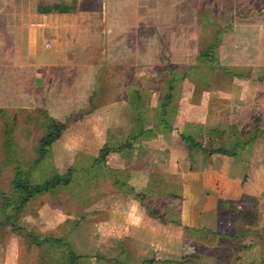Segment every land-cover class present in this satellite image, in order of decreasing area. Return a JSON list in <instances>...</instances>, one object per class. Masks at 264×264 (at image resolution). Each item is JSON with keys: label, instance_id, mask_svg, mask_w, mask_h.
<instances>
[{"label": "rangeland", "instance_id": "rangeland-1", "mask_svg": "<svg viewBox=\"0 0 264 264\" xmlns=\"http://www.w3.org/2000/svg\"><path fill=\"white\" fill-rule=\"evenodd\" d=\"M43 1L50 3L64 0ZM80 2L79 19L70 22L74 27L78 26V31L61 35L59 42L62 49L66 46L69 48L71 43L77 44L78 47H81V44L88 45L89 53L86 54L95 60V64L97 61L101 65L126 61L136 63L137 58L138 64L123 65L117 69L118 71L107 70L105 82L101 87L102 96L97 100L99 105L107 102L108 97L115 95L109 80H118L121 96L126 100L123 106H127V110L121 116L130 123L120 117L122 121L118 123L119 127L104 131V126L108 127L109 124L106 123L104 116L108 110L100 109L94 114L93 108H96L97 104L94 101L72 103L52 101L48 96L45 98L44 93L49 91L47 79H44V86L36 89V98L29 97L25 92H31L26 90L30 88V84L24 85L22 94L26 98L22 100L23 96L18 98L7 91L4 83L6 76L11 72L1 71L0 68V264H62L63 262L57 263V259L64 258L65 251L78 255L77 261L80 264H115L108 261L109 257L100 259L99 262L98 255L91 254L94 253L93 244L97 242V237L102 235L103 228L101 227L103 224L98 227V221L96 223L93 221L94 218L98 219V210L95 211L94 208L107 207L109 203H113L114 195L121 189V186L115 184V179L133 178L124 174L126 169L120 172L121 167L116 165L112 167V163L133 159L132 151L136 149L135 145L143 144V136L157 137L163 132L174 130L173 121H162L159 117L167 113L165 117L169 116L172 120L171 112L181 105L179 99L183 100L186 94L190 95L187 98L191 99V102L199 103L201 94L213 92L210 98L215 115L213 120L222 124L229 116L227 112L217 115L218 111L229 107L231 94L240 91L238 85L243 93L238 94L240 99L246 97V101H249L246 102L247 105L252 102L257 109L264 111V0H137V8L131 5L135 0H131V3L130 0H80ZM1 3L3 4V0ZM105 11L107 23H119L123 17L127 18L129 15L132 16V24H136L131 28L125 22L114 26L113 37L119 44L117 50L120 53L108 45L113 38L110 35L105 39L106 52L103 56L105 46L102 15ZM136 15L138 18L135 22ZM24 18L28 20L26 30L40 31L36 35V51L38 48L41 54H47L54 49L55 43L50 39L54 36V31L43 30L50 28V24L44 21L35 22V19L26 14ZM22 20L16 18L15 23ZM157 32L164 35L161 36L164 43L161 41L156 43L153 39L154 33ZM43 38L46 39L43 41ZM27 39L28 37L24 43L28 47ZM45 43L49 46L46 47ZM177 44L181 45L180 50H176ZM209 46L214 47L213 54L217 59L213 64L203 62L198 57L199 51ZM136 50L138 56L135 54ZM153 63L159 66H153ZM183 75H186L188 82L186 89L189 92L180 85ZM118 76L119 79H116ZM173 79H176L175 82ZM36 84H41L39 76L36 77ZM228 84L230 89L224 90ZM168 93L170 102H167ZM74 97L78 98V95ZM186 104L183 110L188 113L192 105L189 101H186ZM160 105H167L165 111L159 109ZM211 105L210 108L207 107L209 111ZM138 108L142 109V112L136 110ZM79 113L82 116L76 117L77 119L68 124L63 134L50 145L46 156L40 159L39 143L47 133L48 117L65 121ZM261 119L260 125L264 127V118ZM254 121L253 119L251 122L255 123ZM121 131L123 135L132 132V137L136 138L132 140V147L128 149L121 152L120 150L106 152V158L111 166L107 164L109 171L104 165L100 166L102 169L98 171L91 161L88 165L93 167L86 165L88 168L76 163L78 158L82 163L88 160L89 157L84 158L86 155L98 156L102 147L98 144L99 139L113 138V135L117 137L116 133L119 134ZM261 134L264 137V130ZM112 141L114 142L113 139ZM197 141L206 144L204 135ZM116 143L109 144L116 147L118 145ZM261 145L264 147V143ZM111 151L119 154L118 160L110 156ZM71 167L78 172L68 185L55 188L53 192L38 193L20 210H15L14 205L9 203L10 200L18 201V194L13 188V178L17 171L24 173L32 183H40L54 173L64 174ZM113 172H116L117 176ZM106 174L109 175L105 176ZM94 175L98 178L92 179ZM133 181L136 189L139 182L136 178ZM138 190L140 189H136ZM88 195L91 196L89 200ZM245 202L247 203L233 204V211L230 210L233 213L229 211L223 214L225 216L223 221L228 224L227 234L222 231L217 237L218 245H221L219 249L223 262H220L219 258L213 260V255L208 254L213 248L198 247L202 250L199 257L187 246L188 248L184 249V256H181L184 259L178 263L165 260L156 263L153 261L152 264H264V193ZM249 214L251 217L248 220ZM77 220H80L79 224H76ZM110 220V225L107 224L105 229L113 228ZM222 229L224 230V227ZM31 233L35 235L32 236ZM47 236L66 244L58 246L54 244L51 248L47 241V245L41 247L34 240L38 237L46 241ZM210 239L211 237L203 241L209 245L214 240ZM241 244L244 245L242 248ZM123 245L122 248L128 249L132 246L128 240H124ZM216 249L215 247V256ZM226 251L228 258L223 259ZM149 255L143 256L144 261L140 262L137 251L130 252L127 264L131 261L147 264L146 260H152Z\"/></svg>", "mask_w": 264, "mask_h": 264}, {"label": "crops", "instance_id": "crops-1", "mask_svg": "<svg viewBox=\"0 0 264 264\" xmlns=\"http://www.w3.org/2000/svg\"><path fill=\"white\" fill-rule=\"evenodd\" d=\"M38 1L3 0V4H0L2 6L0 8V68H2L1 71L11 72L6 76L8 79L6 78L4 83L7 91L17 95L18 98L23 96V100L26 98L22 94L24 85L29 83L30 88L26 90H31V92H25L29 97L36 98V89L44 86V79H47L49 88L47 91H49L44 93L45 98L48 96L52 101L57 102L94 101L97 103L98 97L102 96L101 87L105 82L104 77L107 70L118 71L117 69L123 65H135L137 58H135L136 63L126 61V63H112V65L104 63L101 65L99 61L95 64V60L86 54L89 53V47L86 44H81V47H78L77 44L71 43L69 48L66 46L65 49H62V44L59 42L61 35H66L70 31H73L71 33L78 31V26L74 27L70 22L79 19L81 2L78 0L75 13L58 14L38 13L36 11ZM132 4L137 8V0ZM25 14L35 19V22L44 21V23L50 24V28L43 30L54 31V36L50 39L54 41L55 47L50 49L51 51L47 54H41L38 48L36 51V35L40 31L26 30L28 20L24 18ZM16 18L23 20L16 24ZM137 18L136 15L135 22ZM102 22L104 23L102 27L104 46L105 39L110 35H112L111 38L115 35L114 26L125 22L131 28L136 24H132V16L129 15L127 18L123 17L119 23H107L106 11L102 15ZM161 36L164 37L161 33H154L153 39L156 43L157 41L164 43ZM26 37H28V47L24 43ZM24 45L27 47L26 52ZM108 45L118 51L119 44L115 37ZM177 45L176 50H180L181 45ZM42 48H44L43 45ZM109 51L111 52V50ZM102 52L104 56L106 46L103 47ZM129 52L131 54L130 48ZM135 54L138 56L137 50ZM155 65L159 66V64L153 63V66ZM13 72L14 74H12ZM38 76L40 85L36 84ZM116 79H119V76ZM109 83L114 88L115 95L108 97L107 102L104 101L99 105L97 103L94 108V114H97L100 109L108 110L104 116L106 123L109 124L108 127L104 126V131L119 127L118 123L122 121L120 117L123 118L121 114L127 110V106H123L126 100L121 96L119 81L111 79ZM186 83H188L187 79L184 78L180 84L183 89H186ZM238 86L240 91L233 92L234 95L231 94L229 107L221 108L218 111L217 115L228 113L229 118L224 124L213 120L215 115H213L212 102L210 101L213 92L201 94L199 103L191 102L192 100L187 98L190 95L186 94L183 100L179 99L181 105H178L177 109L175 107L176 110L173 113L171 112L172 120L169 116L164 117L168 122L173 121L174 130L163 132L157 137L143 136L142 143L144 145L141 143L135 145L136 149L132 151L133 159L112 163V167H121L120 172L126 169L124 174L131 175L133 178L130 180L119 179L130 189L122 190L121 188L117 191L113 203H109V206H102L101 209L94 208L95 211L98 210V219L94 218L93 221L95 223L98 221V227L103 224L101 226L103 228H101L102 235L97 237V242L93 244L95 248L94 253L91 252V254L109 257L113 263L118 260L120 263L127 264L128 253L136 250L140 262L144 261L143 256L150 254L152 260L145 259L147 264L158 261L165 262V260L178 263L179 260L184 259L181 256H184V249L186 250L187 246L192 248L193 253L199 257L202 255V253L200 254L202 250L198 247L206 246L213 248L208 254L213 255V260H217L214 248L218 239L221 204L229 201L237 204L247 203L245 200L257 198L264 193V147L261 145L264 143V137L261 134L264 127L261 126L262 124L256 139L246 144L234 146V143L227 140L231 123H248L253 119L264 118V111L257 109L252 102L247 105L246 102L249 101H246V97L240 99L239 95L243 93L240 85ZM225 87L224 90H229L230 84ZM217 89H213V91L220 92ZM129 90L132 91V88ZM186 90L188 91V89ZM76 95L78 98L74 97ZM186 101L192 105L188 113L183 110L187 105ZM207 107L209 108L207 109ZM123 120L127 122L126 119L123 118ZM126 126L128 127V125ZM210 126L212 129H209ZM95 128L97 127L95 126ZM183 129L187 132L186 138L181 137ZM203 135L206 144L197 141ZM106 139V137L100 138L98 144L102 146ZM260 148L261 152H259ZM224 149L231 150V152L224 153ZM112 152L110 156L118 160L119 154ZM105 162L110 166L106 154ZM115 175L117 176V173ZM134 177L139 182L136 188L140 189L138 191L132 183ZM172 195L175 197L173 196V203L170 205L168 201ZM106 203L102 204L106 205ZM238 207L240 206L238 205ZM109 220L113 224L111 230L104 228L109 224ZM82 225L86 226L83 223ZM210 237L214 240L213 243L211 242L212 244L208 245L203 239ZM124 240L131 243L130 249L122 248ZM128 264H139V262L131 261Z\"/></svg>", "mask_w": 264, "mask_h": 264}, {"label": "trees", "instance_id": "trees-1", "mask_svg": "<svg viewBox=\"0 0 264 264\" xmlns=\"http://www.w3.org/2000/svg\"><path fill=\"white\" fill-rule=\"evenodd\" d=\"M77 6H78V0H70V1L64 0V1H60V2H50V3H46L43 0H39L36 4V11L38 13L73 14L77 11ZM213 50H214L213 46H209L204 50H200L198 53L199 59L203 62L211 63V64L217 62V59L214 57ZM184 78H186V75H183V77H182V79H180V81H182ZM175 80L173 79L174 82H175ZM169 83H170V81H169ZM170 86L171 85H169V87ZM168 95H170V93L167 94V97L169 98L167 100V102H170V96H168ZM166 106L160 105L159 109L162 110V112H163V111H165ZM136 110H140L142 112V109H140V108H138ZM166 114L167 113H165L162 117H159V118L162 121H167L164 118L166 116ZM78 116L81 117L82 114L81 113H79L77 115L75 114V117L73 116L74 118H70V119L65 120V121L59 120V119L54 118V117H48L49 121H48V125H47V129H48L47 133L40 139V143H39L38 151H39V158L40 159H42L46 156L50 145L63 134V132L67 128L68 124L70 122L74 121L75 119H77L76 117H78ZM254 122L255 123H253V122L231 123L229 125V129H228L227 140L229 142L234 143V146H237L239 144H246L247 142H250L253 139H256L258 131L260 130L259 118H257V120L255 119ZM184 130L185 129H183V131H181V137L186 138L188 135H187L186 130L185 131ZM148 132H149V130L147 131V133ZM116 135H118V136L115 137L113 135L112 136L113 138H108L105 141V143L100 148V153L98 154V156L93 157V156L86 155V154L82 153V155H86V156H84V158L89 157L88 160H84L82 163V161H80V158H78L76 163L79 166L85 165V168H88V167H86V165H88V163L91 161L92 165H95L96 166L95 168H97L98 171L100 169H102L100 166H103V165H104L105 169H107L109 171V168L105 162L106 152L108 150H114V151L120 150L121 151V150H124L126 148H130V147H132V145H131L132 140L134 138H136V137H132L133 136L132 132L128 135H123V133L121 131L119 134L116 133ZM112 139L114 140V142H117L116 144H118V145L116 147H113L109 144V143H114L112 141ZM223 152L229 154L231 152V150H227V149L225 150L224 149ZM92 165H88V166L93 167ZM73 167L68 168V170L64 174L54 173L52 176H50L49 178H46L45 180H43L40 183H32L30 181L29 177H26V175L24 173L22 174V172L20 173V171H17V174L13 178V188H14V191L18 194V196H17L18 201H16V200L11 201L10 200L9 203L14 205L15 210H17V209L20 210L22 206H26L30 202L31 199L36 197V195L38 193L49 192V191L55 190V188L68 185L73 180V177L76 174V172H78L77 170H74ZM107 175H109V174H106L105 176H107ZM97 178H98V176L95 177V175H94L92 179H97ZM114 182H115V184L121 186V188L130 189V187L127 184H124L117 179H115ZM171 192H173V191H171ZM102 194H103V192H102ZM173 196L175 197V195H172L171 197H169L170 199H169L168 203H170V205L173 203V200H172ZM8 199H9V197H8ZM89 199H91V196L88 195V200ZM100 199H102V197ZM251 199H254V198H251ZM235 203L236 202L229 201V202H225V203L221 204V207L219 208V228H218L219 232H218L217 237H219V233L222 231H225V234H227L226 229L228 228V224L223 221V218L225 217V216H223V214L226 212H229L230 210L233 211L232 208H234L233 204H235ZM81 208H82V206H81ZM231 213H233V212H231ZM250 217L251 216L249 214L248 220L250 219ZM79 223H80V220H77L76 224H79ZM223 227H224V230L222 229ZM31 235L33 236L35 234L31 233ZM214 235H215V233H214ZM46 239L47 240L44 241V240H41L37 237L34 240L41 247H43V245H47L46 244L47 241H49V243L51 245L49 247H51V248L54 246V244H57V246L60 244L61 245L66 244L64 241H54L53 238H50L49 236H47ZM41 242H45V244L41 243ZM215 246L217 248L216 249L217 259L219 258V261L223 262L221 259V253H220V249H219V248H221V245H218V239H217V243L215 242ZM243 246L244 245H242V244L240 245L241 248ZM223 251H225V250H223ZM227 251L225 252V258H223V259L228 258ZM63 254L65 255V257L64 258L60 257V259H57V263L63 262L62 264H80L77 261L78 255L73 254V252L69 251L68 253H66V251H65V252H63ZM97 255H98L97 261H100V259L103 260L105 258V257H101L99 254H97ZM55 257L57 258V256H54V258ZM58 258H59V256H58ZM108 261H113V260L110 259ZM115 262H116V264H125L124 262L120 263V261H118V260L114 261V263Z\"/></svg>", "mask_w": 264, "mask_h": 264}, {"label": "built area", "instance_id": "built-area-1", "mask_svg": "<svg viewBox=\"0 0 264 264\" xmlns=\"http://www.w3.org/2000/svg\"><path fill=\"white\" fill-rule=\"evenodd\" d=\"M45 46L47 47V46H49V44L48 43H45Z\"/></svg>", "mask_w": 264, "mask_h": 264}]
</instances>
